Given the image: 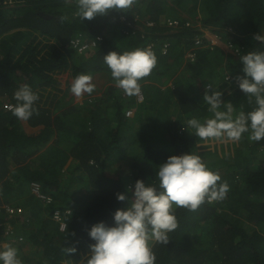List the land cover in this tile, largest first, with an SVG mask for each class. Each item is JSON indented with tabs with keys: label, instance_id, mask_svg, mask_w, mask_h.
<instances>
[{
	"label": "trees",
	"instance_id": "16d2710c",
	"mask_svg": "<svg viewBox=\"0 0 264 264\" xmlns=\"http://www.w3.org/2000/svg\"><path fill=\"white\" fill-rule=\"evenodd\" d=\"M75 11L70 0H0V248L16 247L22 264H80L94 243L90 228L114 225L115 211L128 206L117 193L138 179L152 183L169 156L194 150L230 190L196 211L177 208L171 241L154 243L156 264H264V140L204 141L183 126L210 115V83L236 112L256 107L236 77L244 75L241 55L264 51L254 38L264 34V0H135L126 12L85 21ZM79 38L97 44L80 52ZM136 48L158 58L140 81L142 100L126 95L104 62ZM66 73L102 74L109 85L75 102L58 77ZM24 84L39 95L26 121L13 115ZM33 182L51 200H40Z\"/></svg>",
	"mask_w": 264,
	"mask_h": 264
},
{
	"label": "clouds",
	"instance_id": "9594fccd",
	"mask_svg": "<svg viewBox=\"0 0 264 264\" xmlns=\"http://www.w3.org/2000/svg\"><path fill=\"white\" fill-rule=\"evenodd\" d=\"M70 2L75 4V15L85 21L112 11L126 12L135 0ZM64 19L66 17H61ZM254 38L264 42V34L258 33ZM240 60L244 75L236 77L238 87L250 99L255 98L256 107L250 112H236L233 103L223 99V91L207 84L209 91L203 99L210 115L202 119L193 117L183 123L184 129L199 140L236 143L246 133L251 141L264 140V51H249L241 55ZM104 62L117 86L126 95L142 100L140 81L151 74L158 58L151 48H136L111 51L104 55ZM95 88L91 75L80 74L70 90L74 96L82 97L91 95ZM14 99L13 115L19 120L30 119L36 111L39 95L24 84L15 91ZM229 190L230 186L222 182L219 172L210 169L194 150L171 155L156 168L152 183L138 179L134 187L117 193V200L127 201L128 206L115 211L114 225L101 221L90 228L88 234L94 243L89 245L80 264H156L154 243L168 245L171 241L170 234L179 227L176 209L196 211L205 202L211 204L226 199ZM77 251L75 246L65 247L69 256ZM0 264H22L19 250L10 244L0 248Z\"/></svg>",
	"mask_w": 264,
	"mask_h": 264
},
{
	"label": "built area",
	"instance_id": "2783aa9c",
	"mask_svg": "<svg viewBox=\"0 0 264 264\" xmlns=\"http://www.w3.org/2000/svg\"><path fill=\"white\" fill-rule=\"evenodd\" d=\"M168 23L170 26H172L174 28L179 25L178 19H176V20L169 19ZM210 40H211V38H210ZM219 41H220L219 36H217L211 40V43L217 44ZM75 44H76V46H78L79 51L82 52V51H85V50L91 48V46H95L97 44V41L92 40V41H86V42L82 43L80 38H79V39L75 40ZM231 46H232V44L230 43L227 47H231ZM190 56L194 57L195 55H194V53H190ZM226 78L228 79V76ZM31 188H32L33 193L35 195L39 196L40 198H42L45 202L51 200V197H49L46 194L41 192V184L39 182L31 183ZM7 208L10 210L9 213L14 212V210L12 208H9V207H7ZM54 218L59 222L60 230L64 231L66 228V222L61 218L60 211L55 212Z\"/></svg>",
	"mask_w": 264,
	"mask_h": 264
},
{
	"label": "rangeland",
	"instance_id": "374dc122",
	"mask_svg": "<svg viewBox=\"0 0 264 264\" xmlns=\"http://www.w3.org/2000/svg\"><path fill=\"white\" fill-rule=\"evenodd\" d=\"M175 29L173 28L171 31H174ZM214 37H216V36H212L211 37V40L214 38ZM224 47V46H223ZM59 78H61V80H62V86L63 87H66L68 84H72V82H73V80L75 79L74 77H71V76H69L67 73L66 74H63V75H59L58 76ZM93 79H94V81H93V83L96 85V88L95 89H97V90H94V92H93V94H92V96H96V95H98V96H100V95H102L103 94V89H105V87H107L109 84H107V79H108V77H104L102 74H96L94 77H93ZM69 95L70 96H73L74 97V101L75 102H82L83 100H84V98H86L87 97V95L86 94H84L82 97H76V96H74L72 93H71V90L69 91ZM133 114V112H131V115ZM210 144H214L213 142H211V143H208L207 145L209 146ZM208 148H206V150H207ZM120 162V161H119ZM119 162L117 163V164H115V165H118L119 164ZM126 161H124V162H122V163H124V165L126 164L125 163ZM114 165V166H115ZM10 229V227L8 228V230ZM8 245V243H3V247H5V246H7ZM30 249V247L28 246V248H27V246H24V251L25 250H29Z\"/></svg>",
	"mask_w": 264,
	"mask_h": 264
},
{
	"label": "bare ground",
	"instance_id": "6f19581e",
	"mask_svg": "<svg viewBox=\"0 0 264 264\" xmlns=\"http://www.w3.org/2000/svg\"><path fill=\"white\" fill-rule=\"evenodd\" d=\"M138 20V19H137ZM129 26V25H128Z\"/></svg>",
	"mask_w": 264,
	"mask_h": 264
}]
</instances>
